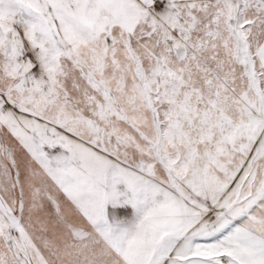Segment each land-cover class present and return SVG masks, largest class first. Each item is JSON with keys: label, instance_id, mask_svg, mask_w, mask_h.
<instances>
[{"label": "snow or ice", "instance_id": "6c2138e0", "mask_svg": "<svg viewBox=\"0 0 264 264\" xmlns=\"http://www.w3.org/2000/svg\"><path fill=\"white\" fill-rule=\"evenodd\" d=\"M0 264H264V0H0Z\"/></svg>", "mask_w": 264, "mask_h": 264}]
</instances>
